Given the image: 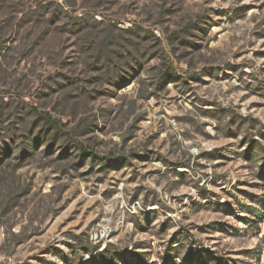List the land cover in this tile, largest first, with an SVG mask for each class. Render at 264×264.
I'll return each mask as SVG.
<instances>
[{"label": "rangeland", "instance_id": "rangeland-1", "mask_svg": "<svg viewBox=\"0 0 264 264\" xmlns=\"http://www.w3.org/2000/svg\"><path fill=\"white\" fill-rule=\"evenodd\" d=\"M59 10L154 30L173 66L166 81H148L163 67L152 41L119 85L65 88L76 108L64 110L58 75L101 71L77 58L69 18L48 21ZM175 32L187 41L174 48ZM40 112L66 133L44 137ZM246 117L259 122L245 124L254 143L216 129ZM258 130L264 0H0V264H185L191 253L192 264H264Z\"/></svg>", "mask_w": 264, "mask_h": 264}, {"label": "trees", "instance_id": "trees-1", "mask_svg": "<svg viewBox=\"0 0 264 264\" xmlns=\"http://www.w3.org/2000/svg\"><path fill=\"white\" fill-rule=\"evenodd\" d=\"M44 14V12H43ZM67 19L68 24L70 25L69 32L71 35L76 37L75 45L77 49V58L86 65L88 69H96L101 71L99 74H95L88 79H81L80 77H68L64 78L63 74H59L56 80L57 85L60 89H63L64 93L62 94L61 106L64 110L75 112L76 104H72L70 101V95L65 90L70 86L78 88L85 94L86 92V83L88 84H111L119 85L122 83V79L119 73L126 71V68L132 66V62L136 63L143 69L145 62L139 59V56L146 57L148 50L151 49L150 43L152 41L155 47L160 46V58L162 62V69L159 72H156L158 68H155L152 72L148 71V81L155 85L156 83L161 84L166 81V77L169 74L168 70L172 68V63L169 59L168 52L163 46L162 39L154 33V30L150 28H144L142 25L135 23L132 28L120 29L118 28L117 22L115 20H107L106 18L98 20L95 17L94 12H87L80 16L75 14L68 15L64 11L52 12L49 22L58 23L62 19ZM198 22H191L187 25V29L194 28L195 26H201V22L204 23L203 16L199 17ZM189 31V30H184ZM184 32H175L169 36V40L174 48L176 47L175 42L185 43L187 41V36ZM53 48H49L50 53L53 52ZM141 51V53H140ZM58 57L57 55H53ZM56 59V58H54ZM74 63V62H73ZM92 67V68H91ZM132 74V73H131ZM130 74V75H131ZM134 75V74H133ZM133 75L131 77H133ZM84 80V81H83ZM146 82V80H142ZM99 93V91H96ZM145 96V95H144ZM142 95V97H144ZM89 97H96V95L89 94ZM42 119L47 124L48 128L45 130L43 136L49 140L56 141L60 133H66L65 123L62 120L54 118L49 112H40L39 113ZM244 122H237L235 119L231 118L226 121L225 124H218L216 129L226 133L227 135L232 136H241L245 138V141L249 143H254L255 139H251L248 136L250 131L246 127V123H249L251 129H256L258 120L254 118H243ZM259 131V130H258ZM42 135V134H41ZM38 134L39 138L41 136ZM262 138L264 137V131L260 130L258 134ZM23 137L25 140H22V146L31 147V142L29 141L33 137L32 131L26 130ZM17 143L13 145L15 148ZM19 145V144H18ZM83 154H89V156L96 158L97 154L93 150H89L84 147H80ZM188 239V236H182L179 241L183 243V239ZM264 246V235L261 243V247L258 251V255L263 253ZM178 250V249H177ZM110 249L106 250L105 255L109 254ZM192 253L184 258L185 264H192ZM112 264V262H109ZM116 264V263H114Z\"/></svg>", "mask_w": 264, "mask_h": 264}, {"label": "built area", "instance_id": "built-area-1", "mask_svg": "<svg viewBox=\"0 0 264 264\" xmlns=\"http://www.w3.org/2000/svg\"><path fill=\"white\" fill-rule=\"evenodd\" d=\"M102 239H103V232L91 234V240H93V241L99 242Z\"/></svg>", "mask_w": 264, "mask_h": 264}]
</instances>
